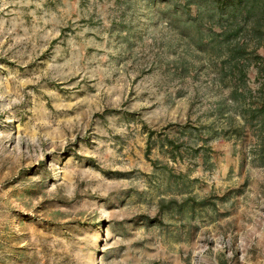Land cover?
I'll use <instances>...</instances> for the list:
<instances>
[{
	"label": "rangeland",
	"instance_id": "374dc122",
	"mask_svg": "<svg viewBox=\"0 0 264 264\" xmlns=\"http://www.w3.org/2000/svg\"><path fill=\"white\" fill-rule=\"evenodd\" d=\"M214 7L0 0V264H264V16Z\"/></svg>",
	"mask_w": 264,
	"mask_h": 264
},
{
	"label": "trees",
	"instance_id": "16d2710c",
	"mask_svg": "<svg viewBox=\"0 0 264 264\" xmlns=\"http://www.w3.org/2000/svg\"><path fill=\"white\" fill-rule=\"evenodd\" d=\"M212 5L215 6V10L218 13L223 14L229 12V14H238V16L246 17L249 19L252 17L251 29L253 34L260 32L261 16H264V0H210ZM245 18V19H246ZM255 113L260 118L259 121L264 125V101L258 107H255ZM255 114V117L256 115ZM254 116V115H253ZM261 158L264 161V142L260 143Z\"/></svg>",
	"mask_w": 264,
	"mask_h": 264
}]
</instances>
